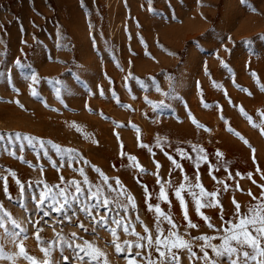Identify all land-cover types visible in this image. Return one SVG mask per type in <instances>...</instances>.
<instances>
[{
    "label": "rangeland",
    "instance_id": "obj_1",
    "mask_svg": "<svg viewBox=\"0 0 264 264\" xmlns=\"http://www.w3.org/2000/svg\"><path fill=\"white\" fill-rule=\"evenodd\" d=\"M33 73L38 83L27 79ZM129 74L133 78L125 80ZM29 84L38 96L31 95ZM262 88L264 0H0V176L8 177L12 197L5 196L0 182V205L26 229L27 238L16 243L42 264L41 246L47 247L57 234L76 233L75 242L90 241L107 264H127L128 250L117 254L107 228L93 225L79 211L94 202L82 196L84 203L78 205L70 195L62 212L44 216L49 202L38 211L31 198L43 188L40 182L71 193L67 181L73 180L86 196L89 184L107 192L108 186L117 187L118 179L123 208L107 210V227L116 229L118 242L138 238L125 235L122 226L111 222L113 217L141 237L147 227L155 239V213L148 205L159 203L178 226L175 230L202 256L201 242L194 238L220 236L227 221H236L233 198L244 212L264 194ZM145 97L163 105L153 110ZM24 136L33 138L32 146ZM129 156L146 171L129 166ZM16 179L24 185L22 198ZM182 182L186 188L199 182L206 193H218L220 206L201 208L200 215L188 193H182L188 220L198 225L194 229L186 226L185 212L173 195ZM161 186L167 202L155 198ZM129 195L134 206L126 199ZM105 212L100 208L93 215L99 220ZM161 225L167 234L168 225L163 220ZM37 234L43 245H38ZM10 250L15 255L11 264H30L18 248ZM63 255L68 264H81L72 259V251L64 249ZM178 255L180 264H203L190 261L187 251ZM52 258L64 264L59 251ZM136 264L144 262L137 258ZM220 264L227 260L220 258Z\"/></svg>",
    "mask_w": 264,
    "mask_h": 264
},
{
    "label": "snow or ice",
    "instance_id": "obj_2",
    "mask_svg": "<svg viewBox=\"0 0 264 264\" xmlns=\"http://www.w3.org/2000/svg\"><path fill=\"white\" fill-rule=\"evenodd\" d=\"M19 63L18 61L16 62ZM221 64H224V61H221ZM133 78L131 74L125 78V80ZM32 81V83H38L36 75L30 74L27 78ZM59 83V82H57ZM144 87H147L144 85ZM29 88L31 90V95L36 97L39 93L32 88V84H29ZM154 89L157 92H160L161 89L159 85L154 84ZM246 91L245 89H241ZM264 91V88L261 89ZM19 90L17 89V92ZM60 89L57 88L56 93L57 97H59ZM162 95H166L167 93H161ZM250 94V93H249ZM100 95H104V91L100 89ZM115 95V93H113ZM146 103L152 105L153 110L157 107L163 105V101H160L158 104H153V102L147 100L145 97ZM18 103V101H17ZM119 103V101H118ZM229 103L232 104L229 99ZM123 107H128L127 105H122ZM205 108H208L209 105L203 104ZM235 107V105H233ZM241 112L243 110L241 109ZM191 118V114H189ZM221 119L223 117L221 116ZM193 123H196L193 121ZM251 123V120H250ZM197 127H203L202 125L197 124ZM255 127V124H253ZM228 130L231 132L232 129L229 127ZM264 135V131L261 133ZM19 137V133L16 134ZM235 135L239 136L238 133ZM23 139L28 141L29 145L32 146L33 138L30 136H24ZM119 139V138H118ZM241 139H243L241 137ZM247 144V141H244ZM37 144L43 147V142L37 140ZM140 147H145L144 144H140ZM57 151H60L59 146H53ZM122 147V146H121ZM181 150H178L180 152ZM201 151H203L201 149ZM255 150L253 149V152ZM123 155V153H121ZM217 158L222 156V153L217 151L215 153ZM23 159V158H21ZM134 157L129 156V166L136 167L139 169L138 164H133L132 161ZM206 159V158H205ZM27 162V161H25ZM176 168H180L179 164L175 165ZM94 171L99 172V169H93ZM141 172H145V169H139ZM10 171V170H9ZM82 174V169L79 170ZM13 177L15 173H11ZM101 176L103 174L101 173ZM184 180H187V177H184ZM61 181L63 182V177H61ZM0 182L3 184V192L5 196L11 199V195L9 193L8 186V177L0 176ZM17 184L19 189V195L22 198L24 195L23 188L24 185L16 179L14 181ZM103 184L108 185L107 177L103 178ZM43 188L39 191L37 196L31 197L35 202V207L38 211L42 210V206L49 202L48 206L50 211H45L44 216L50 215V212L60 213L62 212L66 206H69V196L71 195L72 201L76 204H83L84 202L80 199V197H84L85 200L89 202H94L90 204H84V206L79 208V211L85 213L87 216L92 218V224L100 227H106L110 234L113 236L112 244L115 246V251L117 254L124 252L125 249L128 251L125 253V259L127 260V264H136V259H142L144 264H180V257L178 255L181 251H187L189 255V259L202 261L203 264H220V258H225L227 260V264H264V194H262L259 198H254L257 200L256 203L248 206L247 210L241 212V206L238 202L233 198L232 203L235 206L234 215L236 216V221L232 220L227 221V227L222 229V234L220 236H208L205 234H201L200 236L195 237L196 241H200L199 250L202 253V256H197V254L193 251V243L191 240H185L183 236L176 231L175 229L178 226L174 223L168 213L162 211L160 204L156 205L149 204L148 210L154 211L155 213V239H152L150 235H148V228L145 227L146 235L141 237L134 230L131 231L123 226L121 221L115 217L112 218V223L117 224L118 226H122L125 235L131 234L133 236H137L138 242H130L123 241L122 243L118 242L119 237L117 236V232L115 228L107 227L108 222V209L111 207L114 208H123L120 197L125 194L118 190L119 189V180L116 181V188L108 186L107 192H105L100 185H96L93 190L91 184H89L87 195L85 196L84 190L82 187L73 180L67 181V184L73 188V191L69 193L68 189L60 187L58 184H47L44 182ZM157 183L160 184V181L157 180ZM171 187V184H169ZM193 189H198V191H193ZM227 191V185L224 188ZM243 191V189H240ZM187 192L188 195L192 198L195 204V210L198 215H200L201 208L205 207H217L220 206L217 197V192H209L206 193L199 182L195 185H189L187 188L185 183H181L177 188L174 189L173 195L179 201L182 211L185 212L184 219L187 222L188 228H197L198 225L192 223L188 220V215L186 212V204L184 200V196L182 193ZM112 192H116V196L110 198L109 194ZM250 196L252 195L250 192L248 193ZM205 196L209 197L208 202H205ZM155 198L160 202H167L168 196L165 192L163 186L160 187L158 194H156ZM129 204L134 206V200L132 196L126 197ZM21 207L23 205L21 204ZM103 208L106 210L105 214L100 217L99 220H96L93 212L94 210H98ZM126 211V209H124ZM75 215V213H73ZM201 219L206 221V225L208 228L213 229L214 225L208 221L207 217L201 216ZM161 220L168 225L167 234H165V229L161 225ZM81 230L88 231L83 223H79L77 225ZM94 232L96 228L92 229ZM41 231V230H38ZM26 229H24L19 222L15 220V218L9 213L6 209H4L3 205H0V261H8L11 264V261L15 258L14 253L10 250L12 246L18 248L20 256L26 261L30 262V264H41L40 261H37L31 255L26 253L25 248L17 244L16 241L21 237L26 239L24 236ZM77 234L71 233L69 237H65L62 234H57V239L53 241L47 242V247H40V251L44 254V261L42 264H60V261L54 260L52 258V253L59 251L61 254V260H63L64 264H68V257L63 255V250L68 249L73 252L72 259L79 260L81 264H107V259L99 249L95 248L90 241L84 240L83 245L80 243H76ZM38 245H43L44 241H42L41 237L36 235ZM80 239H83L82 237ZM220 240L219 244L213 243L214 240ZM146 241V243H145ZM135 248L137 251L134 253L132 249ZM143 249H148L149 253L147 256L142 255ZM154 249V253L153 250ZM91 250V251H89ZM209 250L211 251V258L209 257ZM103 257V261L101 258Z\"/></svg>",
    "mask_w": 264,
    "mask_h": 264
}]
</instances>
